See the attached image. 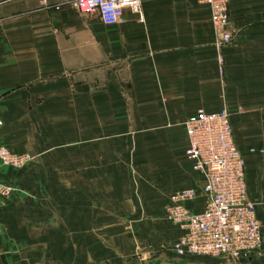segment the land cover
Wrapping results in <instances>:
<instances>
[{
	"label": "crops",
	"instance_id": "0c3cea01",
	"mask_svg": "<svg viewBox=\"0 0 264 264\" xmlns=\"http://www.w3.org/2000/svg\"><path fill=\"white\" fill-rule=\"evenodd\" d=\"M141 13L126 10L106 26L67 0H0V144L36 158L20 170L0 164V181L15 190L0 200V264H22L37 238L52 245L54 216H76L82 230L92 221L94 238L142 218L149 235L174 246L182 232L166 221L171 196L196 189L189 209L205 206L184 124L222 109L245 162L261 250L239 262L173 251L142 264H264V0H230L238 35L223 65L208 6L142 0Z\"/></svg>",
	"mask_w": 264,
	"mask_h": 264
},
{
	"label": "built area",
	"instance_id": "2783aa9c",
	"mask_svg": "<svg viewBox=\"0 0 264 264\" xmlns=\"http://www.w3.org/2000/svg\"><path fill=\"white\" fill-rule=\"evenodd\" d=\"M67 1L81 17L98 19L106 26L119 24L126 10L143 19L142 0ZM198 2L211 11L218 62L223 65L224 51L238 35L230 22V0ZM184 127L186 157L193 170L205 180L202 190L205 206L200 213L189 209L188 203L199 197L196 189H183L171 196L167 218L182 232L173 250L178 256L185 257H228L234 262L247 259L261 250L263 236L256 206L248 199L245 162L233 138L230 113L227 109L199 110ZM31 159L29 154L17 155L0 147V162L5 166L22 167ZM10 191L0 183V196H8Z\"/></svg>",
	"mask_w": 264,
	"mask_h": 264
},
{
	"label": "rangeland",
	"instance_id": "374dc122",
	"mask_svg": "<svg viewBox=\"0 0 264 264\" xmlns=\"http://www.w3.org/2000/svg\"><path fill=\"white\" fill-rule=\"evenodd\" d=\"M2 127L0 125V130ZM1 146L6 147L3 144H0ZM25 154H29L32 159L22 167H9L1 162L0 164L14 170L23 169L36 159L28 152L17 155ZM184 160L185 158H181L182 166L187 164V159ZM0 183L11 189L9 195L0 196V200L8 199L15 190L11 185L1 181ZM55 217L52 222V237L50 238L52 245L47 241L46 247L44 241H38L37 238L36 252L23 254L22 264H142L163 253H173L174 251V241L170 242L167 239L161 241L159 238L149 235L150 230L145 224L147 222L142 218L127 221L126 226L124 221H118L116 222L117 235L109 236L101 232L94 238L92 236V221H85L84 230H82V223L76 219V216H69L67 221H59ZM166 221L170 225L176 226L168 218ZM83 232L85 235L82 237ZM94 240L95 244L99 242V245L93 248ZM113 241L116 242V249L110 248ZM45 247L47 249L44 250Z\"/></svg>",
	"mask_w": 264,
	"mask_h": 264
}]
</instances>
